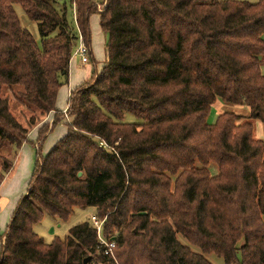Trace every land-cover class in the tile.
<instances>
[{
	"label": "trees",
	"instance_id": "trees-1",
	"mask_svg": "<svg viewBox=\"0 0 264 264\" xmlns=\"http://www.w3.org/2000/svg\"><path fill=\"white\" fill-rule=\"evenodd\" d=\"M102 4L0 0V186L14 165L7 152L30 133L4 86L17 89L23 107L55 113L39 130L41 151L2 236L0 264H213L212 253L228 264L238 253L240 264H264V139L256 133V121L264 127V0ZM16 5L38 24L41 44ZM95 14L108 34L107 65L72 92L74 120L44 154L65 116L58 94L81 37L91 60ZM219 99L251 114L225 112L211 124ZM77 207L97 209L104 237H116L111 255L92 220L51 243L35 232L46 213L67 220Z\"/></svg>",
	"mask_w": 264,
	"mask_h": 264
},
{
	"label": "rangeland",
	"instance_id": "rangeland-1",
	"mask_svg": "<svg viewBox=\"0 0 264 264\" xmlns=\"http://www.w3.org/2000/svg\"><path fill=\"white\" fill-rule=\"evenodd\" d=\"M95 1L99 5H102V3L104 2V0H95ZM248 1H250L251 3H258L261 0H248ZM15 8H16V11L19 15V18L21 20L22 25L24 27H26L27 29H29V31L33 34V36L35 37L37 42L39 44H41V36L39 33L38 24L35 21L31 20L27 16L24 8L21 5H16ZM100 9L103 10L104 6L103 7L100 6ZM70 19H71V21L74 22V16L72 14V11L70 12ZM74 27L76 28L75 24H74ZM104 37L107 38V42H108V34L105 31H103V39H104ZM99 38L101 41L102 37L100 36ZM99 38L95 37V39L97 41L99 40ZM107 42L105 44L100 45L99 49L96 47V49L99 50V54H97L96 49H95V53L100 60L97 59V57H96V60H98V63H96V62L94 63L93 61H91L92 62L91 65L95 64V65L100 67V64H101V66H102V62L104 60L103 55L105 57L104 52H106L105 49L108 50ZM76 48H78V47H76ZM76 51H77V49L75 50L74 55L76 54ZM80 61H81V59H80ZM78 63L79 62H77V65H78ZM81 65H82V63H81ZM86 66L87 65H85L84 67L80 66V68L84 70V68H86ZM262 71L264 74V57L262 59ZM65 85H67V83ZM4 91H6L5 96H8L11 98L10 99L11 100V106H12V111L14 112V114L31 131L36 126V125L35 126L31 125V123H30L31 117L34 116L37 119L41 120L44 115H42L40 112H38L36 110H33V109L30 110V109H27L26 107H23L20 104V102L16 99L17 89H15V88L10 89L9 86H4ZM225 112H235V113L247 116V115L251 114V108L247 105L225 103L219 99L217 102H215L213 104V106L211 108V111H210L209 116H208V122L211 124H216L218 121L219 115L223 114ZM67 119H68V120H66L67 122H71L74 120V117L70 116ZM126 121L127 122H137L138 119L133 114H128L126 117ZM64 122L65 121L60 122L57 125V127L54 129V131L50 133L49 137L47 138L46 142L44 143V146H45L44 152L49 148L50 145H52L54 142H56L60 138V136H62L61 134L65 128ZM256 133H257V137L264 139V127H263V124L261 121H256ZM9 156H11V155H9ZM210 170H211L213 175H216L218 172L217 165L212 164L210 166ZM0 172H1V169H0ZM16 177L17 176H14L13 178H16ZM13 178L11 180V183L7 182L8 184L0 187V189H1L0 190V200L2 202L6 198H9L10 202L13 201L14 200V193H17V192L20 193L21 191H23V196H25L28 192V183L25 184V187L20 189L19 187L17 188V185H14ZM96 214H97V209L94 207H86V208L77 207V208H75L74 213L67 220H62V219H59L58 217H55V216H52V215L46 213L43 220L34 225V230L41 237H43L47 242L51 243L57 237H60L62 239L67 238L69 236L72 228H74L75 226H77L81 223L92 220V216L96 215ZM3 235H4V229L0 228V248H1V239H2ZM179 239L185 245H191L190 242L188 241V239H186L183 235H179ZM191 246L194 249V251H197V252L201 251L198 247L193 246V245H191ZM0 251H1V249H0ZM206 256L213 264H228L223 257L218 256L215 253L208 254ZM238 258H239V262H237L235 264H240L241 259H242L241 253H238ZM96 263L102 264L101 262H99V259L94 260V264H96Z\"/></svg>",
	"mask_w": 264,
	"mask_h": 264
},
{
	"label": "crops",
	"instance_id": "crops-1",
	"mask_svg": "<svg viewBox=\"0 0 264 264\" xmlns=\"http://www.w3.org/2000/svg\"><path fill=\"white\" fill-rule=\"evenodd\" d=\"M99 6L103 7V4ZM91 28H92V33H93V39H92V45H91V50H92L91 60L89 63H83L82 58L80 56L76 54L73 56L72 61H71V66H70V74H69L68 83L67 85L62 86V88L59 91L58 99H57V109L61 111L62 113L67 111L69 108V102H70L72 92L76 90L77 88L86 85L87 82L90 81L91 78L93 77L95 70H97L98 72H101L102 69L107 65L108 50L105 48L104 49L106 52H104L105 57L103 55L104 60L102 62V66L101 64H100V67L95 64L91 65L92 63L91 61H93L94 63L95 62L98 63V60H96L97 55L95 53L96 47L99 49L100 45L105 44L107 42V38L104 37L103 39L104 30L101 25V15L95 14L92 16ZM98 36L102 37L101 41ZM95 37L99 38V40L97 41ZM96 52L97 54H99V50L96 49ZM97 59L99 58L97 57ZM77 62H79L78 65H77ZM85 65L87 66L86 68H84V70L80 68V66L84 67ZM54 120H55V113L44 115L42 119L40 120L41 122L39 121V123L30 131L29 140L25 142L19 150L15 151L14 149H12L10 153L7 152L6 154L7 157H9L10 159H13L14 165L12 169L10 170V172L7 174L5 180L3 181L0 187L5 186L8 183H11L12 178L14 176H17L16 178H13L14 185H17V188L19 187L21 189L25 187L26 183H28V189H29V185H30V182H31L34 170H35L36 161H37V158L39 157V152L41 151L40 150L41 144L38 141L39 130L46 123H50L52 126ZM66 120L68 119L66 116H64L62 121H65L64 122L65 128L61 134L62 136H60V138L56 142L50 145L49 148L45 152H44L45 146H43L44 154H48V152L54 147V145L66 135L67 133V126H66L67 121ZM50 133L51 132L48 133L47 138L49 137ZM0 169H1V164H0ZM17 193H14V200L11 202L9 198H6L3 202L0 200V228L4 229V231L7 229L8 225L10 224L12 216L14 212L16 211L18 204L23 196V191H21L18 194ZM3 243L4 241H1V248H0L1 250H2Z\"/></svg>",
	"mask_w": 264,
	"mask_h": 264
},
{
	"label": "built area",
	"instance_id": "built-area-1",
	"mask_svg": "<svg viewBox=\"0 0 264 264\" xmlns=\"http://www.w3.org/2000/svg\"><path fill=\"white\" fill-rule=\"evenodd\" d=\"M76 55L80 56L82 58L83 63H89L90 62V50L89 47L86 45L83 37H81V42L77 48ZM65 116L67 118L70 117L68 110L64 112ZM92 222L95 228L98 230V235L100 238V242L102 247H104L105 254L111 255L113 253V248L116 246L115 240H108L104 237V220H101L98 216L93 215L92 216Z\"/></svg>",
	"mask_w": 264,
	"mask_h": 264
},
{
	"label": "water",
	"instance_id": "water-1",
	"mask_svg": "<svg viewBox=\"0 0 264 264\" xmlns=\"http://www.w3.org/2000/svg\"><path fill=\"white\" fill-rule=\"evenodd\" d=\"M83 173L82 172H80V175H82ZM116 239V237H114V240ZM90 260V257H88L87 259H86V261H85V263H88V261Z\"/></svg>",
	"mask_w": 264,
	"mask_h": 264
}]
</instances>
